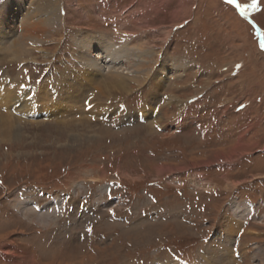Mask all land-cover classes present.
<instances>
[{
    "label": "rangeland",
    "instance_id": "1",
    "mask_svg": "<svg viewBox=\"0 0 264 264\" xmlns=\"http://www.w3.org/2000/svg\"><path fill=\"white\" fill-rule=\"evenodd\" d=\"M54 3L30 55L0 50V79L56 91L87 74L86 108L0 142V264H264V0L246 16L225 0ZM84 41L110 66L86 73ZM121 72L127 90L98 92Z\"/></svg>",
    "mask_w": 264,
    "mask_h": 264
},
{
    "label": "bare ground",
    "instance_id": "2",
    "mask_svg": "<svg viewBox=\"0 0 264 264\" xmlns=\"http://www.w3.org/2000/svg\"><path fill=\"white\" fill-rule=\"evenodd\" d=\"M24 1L25 0H9V1L7 0L6 2L3 3L2 8H0V24L2 23L4 24L6 19L9 21V25L7 27L8 34H3L4 40L0 41V50L1 51H3V49L7 50L8 53H10L11 55L10 56L11 59L23 58L25 55H30L31 51L36 46L35 42L41 41V38L44 40V38L46 37L45 36L46 31L50 30V29L46 30L48 28L47 26H49L50 23H55V20L58 19V15L56 11L57 7L55 6L54 0H53L52 5H51V2L49 3V0H34L29 8H26L25 5H23ZM14 3H16L15 7L12 6ZM23 14H26L24 15L25 17L22 16ZM8 16H9V19H8ZM23 17L24 19L23 21H21L20 25L18 27L15 26L17 23V20H19V18L22 20ZM12 18H14V21L12 20ZM13 28H16L17 31H20V34L17 37H14V39L10 37L11 32L15 30V29L13 30ZM1 31H2V27L0 26V32ZM84 43L85 44L83 43L78 44L79 50L82 51L84 54L83 55L79 53L78 54L81 60L84 61L83 66L86 69V73H88V71H90L91 69L92 70L94 69L98 71L97 73H99V71H102L105 65L110 63V62L106 63L103 67L101 64L103 62H107L109 56H111V53L109 56L108 55L106 56L107 60L99 62L98 58L100 59L102 57V54L101 55L100 54L90 55L89 49H93V47L98 48V46H101L103 48L102 45L105 43V41L103 42L100 40L98 43H96L95 41L93 43L94 44L93 47L92 45L91 46L88 45L86 41H84ZM120 51L121 50H118L117 52L119 53ZM114 71L111 70V72L113 73ZM69 72L75 74V72H72V71H69ZM115 72H118V71H115ZM76 74H77V77L73 79V82L75 83L74 86L72 87L71 86L70 87L59 86L56 91L54 90L56 88L55 84L54 86H51V88H49L50 90L47 88L48 85L33 89L30 87L24 88L20 85L16 86L17 84L14 85L13 83L0 79V142H4V141L17 138L19 134L21 133L20 132L21 131L20 122H22L23 120L27 118L34 120L33 119L34 116L32 118L30 117L31 114L34 115L37 113H41L40 114L41 116L49 117L50 114L61 113L58 116H60L59 118L63 119V118L71 117V116L73 117L72 113H76L79 111L83 113L85 111L84 109L86 108L85 107L86 101L84 103V100H85L84 97L86 96V93H82V92L83 90H85V87H86L85 85H87V81H88L87 74L82 77H79L80 74L78 73ZM121 75L122 77H119V76L115 77L116 80H112V81L105 80V82H101V81L95 80V82H97L98 85L100 84V87H101V89H99L98 92L99 91L104 92L105 90V92L111 93L113 91L127 90L128 87L126 85L128 83L126 84L125 82L127 80L132 79L133 77L130 78L127 75L124 76L122 72H121ZM4 79L7 80L6 78ZM56 81L57 79L55 80V82ZM11 85H14V86L11 87ZM53 90L54 92L52 93ZM51 97H53V99L57 101L59 100L67 101L68 103H71V105H65L63 110L62 109L57 110L56 107L54 108L51 107V109L49 110L50 113L45 111L47 109L39 111L37 109L38 105L43 106V103L54 101L53 99L51 100ZM43 98L45 99V102L42 101ZM39 101H42V102H39ZM72 104L75 106L73 107ZM17 109L22 111L21 116L25 118H22L19 114H17ZM9 110L12 112L11 114L9 113ZM64 122H67V121H64ZM236 151L238 150L230 151V153L226 157L231 158V156L236 154ZM51 200H52L51 202L46 203L44 205V208H42V210H45L46 208L45 211H47V213L49 212L54 213V211L57 208H59V207H56L54 204L60 206V204H58L56 200H53V199ZM15 206L17 207L16 209L17 212L21 216L24 215L25 217V212L23 211L25 207H23V205L21 204L15 205ZM249 206H250V203H249ZM36 210L41 211L39 209H36ZM29 213H32V212H29ZM34 215H35L34 217H38V218L41 217L42 219H45L46 217V215H44L41 212L39 213L34 212ZM39 223L45 224L46 222L42 220Z\"/></svg>",
    "mask_w": 264,
    "mask_h": 264
},
{
    "label": "snow or ice",
    "instance_id": "3",
    "mask_svg": "<svg viewBox=\"0 0 264 264\" xmlns=\"http://www.w3.org/2000/svg\"><path fill=\"white\" fill-rule=\"evenodd\" d=\"M229 3H235L236 0H228ZM237 7L239 8L240 12L242 15H247V12H246V9L248 7H251L253 9L257 8L258 7V0H252V3L251 5H244V6H241L239 4H237ZM261 49L264 50V41L261 42V45H260Z\"/></svg>",
    "mask_w": 264,
    "mask_h": 264
},
{
    "label": "water",
    "instance_id": "4",
    "mask_svg": "<svg viewBox=\"0 0 264 264\" xmlns=\"http://www.w3.org/2000/svg\"><path fill=\"white\" fill-rule=\"evenodd\" d=\"M226 2H228V0H225ZM235 4L237 5L238 4V1L236 0Z\"/></svg>",
    "mask_w": 264,
    "mask_h": 264
},
{
    "label": "trees",
    "instance_id": "5",
    "mask_svg": "<svg viewBox=\"0 0 264 264\" xmlns=\"http://www.w3.org/2000/svg\"><path fill=\"white\" fill-rule=\"evenodd\" d=\"M251 8V7H250ZM252 9V8H251ZM253 14V13H252Z\"/></svg>",
    "mask_w": 264,
    "mask_h": 264
},
{
    "label": "crops",
    "instance_id": "6",
    "mask_svg": "<svg viewBox=\"0 0 264 264\" xmlns=\"http://www.w3.org/2000/svg\"><path fill=\"white\" fill-rule=\"evenodd\" d=\"M249 208V207H248Z\"/></svg>",
    "mask_w": 264,
    "mask_h": 264
}]
</instances>
